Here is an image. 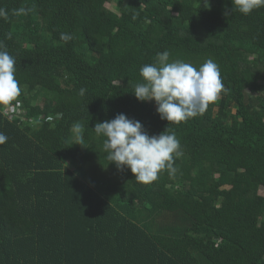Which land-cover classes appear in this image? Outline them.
<instances>
[{"label": "trees", "instance_id": "obj_1", "mask_svg": "<svg viewBox=\"0 0 264 264\" xmlns=\"http://www.w3.org/2000/svg\"><path fill=\"white\" fill-rule=\"evenodd\" d=\"M209 3L0 0L22 89L19 109L0 105V264H264V8ZM163 51L213 59L225 88L179 125L132 93ZM120 113L175 132V175L146 185L111 164L92 130Z\"/></svg>", "mask_w": 264, "mask_h": 264}, {"label": "clouds", "instance_id": "obj_2", "mask_svg": "<svg viewBox=\"0 0 264 264\" xmlns=\"http://www.w3.org/2000/svg\"><path fill=\"white\" fill-rule=\"evenodd\" d=\"M203 3L210 10L209 0ZM231 4V13L238 11L245 16L264 8V0H231ZM27 11L20 8L17 14ZM229 14L225 9V15ZM5 15V10L0 9V16ZM60 39L67 43L72 37L62 32ZM15 64V57L0 42V105L19 109L22 89L15 76ZM140 76L142 82L135 85L132 93L139 102H155L157 114L168 125H179L203 114L225 90L219 66L211 58L196 67L183 60H170V53L163 51L157 53L155 63L140 68ZM85 91L82 88L79 94L83 96ZM168 125L159 135H149L140 121L120 113L112 120L96 123L92 131L105 138L103 149L117 170L127 168L135 181L147 185L165 170L170 176L175 175V159L183 155L180 141L175 132L169 131ZM71 131L74 144L82 146L84 126L74 122ZM6 140L7 137L0 133V144Z\"/></svg>", "mask_w": 264, "mask_h": 264}, {"label": "rangeland", "instance_id": "obj_3", "mask_svg": "<svg viewBox=\"0 0 264 264\" xmlns=\"http://www.w3.org/2000/svg\"><path fill=\"white\" fill-rule=\"evenodd\" d=\"M114 3H112V4H107L106 6H107V8L108 9H110L112 12L114 11ZM258 196L260 197V198H262V199H264V188L263 189H261L259 192H258Z\"/></svg>", "mask_w": 264, "mask_h": 264}]
</instances>
